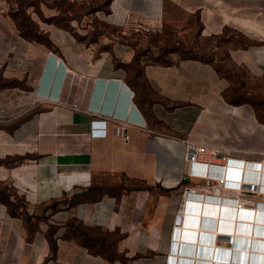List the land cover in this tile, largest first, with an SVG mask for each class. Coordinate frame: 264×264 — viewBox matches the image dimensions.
<instances>
[{
	"label": "crops",
	"instance_id": "1",
	"mask_svg": "<svg viewBox=\"0 0 264 264\" xmlns=\"http://www.w3.org/2000/svg\"><path fill=\"white\" fill-rule=\"evenodd\" d=\"M64 1L93 8L80 14L55 9L44 15L55 21L38 19L51 46L0 29L1 37L26 42L38 59L0 64L1 80L21 84L0 89V264H166L175 255L174 230L177 240L181 230L187 233L178 243L180 264H241L189 255L198 235L218 233L221 202L215 182L186 176L185 144L215 148L234 162L264 164V117L249 104L226 102L229 83L212 65L178 60L163 66L147 55L132 63L171 3L197 18L199 35L230 31L251 39L254 45L236 50L231 60L264 77V0ZM72 102L80 112L62 105ZM92 119L107 121L106 138L89 137ZM119 123L127 125V142L113 133ZM196 184L203 188H189L199 198L190 203L208 197L213 215H202V206L197 215L184 211L186 188ZM90 194L95 199L85 200ZM184 215L190 223L204 217L214 229L174 223ZM248 218L236 222L232 213L222 223H232L231 234L239 230L240 239H257L243 234L244 224H263L253 221L259 216ZM76 224L88 230L87 243ZM223 245L201 243L212 254ZM249 249L234 250L242 255Z\"/></svg>",
	"mask_w": 264,
	"mask_h": 264
},
{
	"label": "rangeland",
	"instance_id": "2",
	"mask_svg": "<svg viewBox=\"0 0 264 264\" xmlns=\"http://www.w3.org/2000/svg\"><path fill=\"white\" fill-rule=\"evenodd\" d=\"M92 8L93 6L88 5L75 8L64 0H0V29L10 28L14 32L12 34L20 36L12 19L15 18L19 22L22 20L24 23L27 22V25L23 24L22 27L26 34H29L32 30L36 36L41 37V40H46V35L39 31L36 22L40 19L42 22L47 23L49 18L44 17L45 14L55 11V9L60 14H66L67 12L80 14L82 10L85 9L84 11H86ZM164 11V18L158 27V31L148 36L146 43L138 46L136 50L138 55H147L145 59L151 60L160 56L162 52L178 50L179 53L166 55L164 58L178 61L181 52H188V56L194 55L211 59L212 65L219 70V76L229 83L226 95L240 103L248 102L254 108L257 116L264 117V77H258L245 67L234 64L230 57L236 50H241L242 46L246 45L251 39L243 36L242 38L241 35L235 32H227L225 40L224 38H218L219 36H202L199 35V22L193 15L184 13L171 3L165 4ZM63 19L64 17H58V20ZM14 38L16 39L14 35L12 38L0 36V64H38V59L32 58V55L23 47L27 46L26 42L31 44L36 42L21 37L26 42L20 41L23 44L20 46L16 44ZM227 40L231 42L226 44ZM75 226L78 235H89L82 226L77 224Z\"/></svg>",
	"mask_w": 264,
	"mask_h": 264
},
{
	"label": "built area",
	"instance_id": "3",
	"mask_svg": "<svg viewBox=\"0 0 264 264\" xmlns=\"http://www.w3.org/2000/svg\"><path fill=\"white\" fill-rule=\"evenodd\" d=\"M62 105L72 111L80 112V107L74 102ZM126 130L127 125L125 123H119L113 127V133L116 136L123 138L125 142L129 140V136L126 133ZM106 136L107 121L104 119H92L89 124V137L102 139L106 138ZM184 161L188 166L186 174L188 178H200L201 180H204L206 182H215L212 190L218 198L216 200L217 203L224 201L227 202L226 205H224L226 206L225 208L221 207V209H224L225 220L228 218L229 221H231L230 219L232 218V213L233 217L236 213H242L248 217H251L252 215H255V217L259 216L260 218L255 219V222L263 224H244L246 227V231L243 232V234L251 235V237H257V239H240L237 236L241 233L239 230L235 231L234 234H231L233 227L232 223H222L219 221L217 222L218 224L215 228V231L217 230L218 233H210L207 236L200 234L198 235V238L195 239V241L197 242L196 252L195 246L193 251L196 253H193L195 254V257L210 258L213 255L218 260L228 262L235 261L232 259L237 258V262H240L241 264H264V201L256 202L255 200L247 199L248 195L254 198H264V164H245L244 162H234L226 156L221 155L220 152L215 148L196 144L190 141H187L185 144ZM189 188L202 189L203 187L199 184H196L194 186H189L186 188L188 192H185L187 194V201L184 211L192 212L197 215L201 213V209L199 208L202 206L204 208L201 213L202 215H213V212H211L209 205H206V203L210 201L208 197L204 198V200H206V203L201 202V205H198V202L197 204L190 203L192 202L191 200L199 198L194 197V193H192ZM216 210H218V208H216ZM196 215L195 218H191V223L186 222V216H183L181 218L176 216L174 223L177 224L180 221L181 225H184L186 227H206L207 229H214L213 227H208V223H199L200 220L206 221L207 219L204 220V217H200V219L196 218ZM236 225L238 228L241 224ZM176 232L177 231L174 230L172 237L174 239L172 246L173 248H175L176 246V250L172 249V253H174L175 255H169L166 264H176V261L182 260V258L178 256L179 254H181V250L178 249V243L180 246L179 241L183 240V236L187 233L184 230H181V236H178L177 240V237L175 236ZM221 234L225 236H222L223 238H221ZM195 236L197 237V234ZM175 240H177V242H175ZM221 240H223L224 245L227 247H222L223 249H214V254H212L213 251H211L210 253L211 249H204L200 245L201 243H211L214 245L216 242L219 243ZM246 244L251 245L250 249L249 246H246ZM240 247L249 249L252 252H249L247 254L243 253L241 255V253L234 250ZM193 254L189 255L192 256ZM200 254L202 255L200 256ZM238 255H241L240 260H238ZM195 260L196 259H191V261L189 262L193 264ZM206 264H211V262ZM212 264L217 263L212 262Z\"/></svg>",
	"mask_w": 264,
	"mask_h": 264
},
{
	"label": "trees",
	"instance_id": "4",
	"mask_svg": "<svg viewBox=\"0 0 264 264\" xmlns=\"http://www.w3.org/2000/svg\"><path fill=\"white\" fill-rule=\"evenodd\" d=\"M18 31H19V34L22 38L24 39H27V40H30V41H34L38 44H42V45H46V46H51L50 45V42L47 40L44 39V40H41V37L40 36H36L32 30H30V33L29 34H26L22 29L23 27V24L27 25V22L22 20L21 22H19L18 20H16L15 18H12ZM55 20L53 19H49L48 20V23L50 22H53ZM27 27V26H26ZM227 32H230V31H224L223 34L221 36H219L218 38H224L225 40V34H227ZM39 33V32H38ZM151 36V35H150ZM242 37V36H241ZM243 38V37H242ZM227 43L226 44H229L231 41L227 40L226 41ZM254 45L252 42L248 41V43L244 46H242V49H246L250 46ZM179 53L178 50H170V51H165V52H162L160 56H157L156 58H153L151 59L150 61L154 64H159V65H163V66H168V65H171L173 64V61L172 60H167L165 59L164 57L166 55H170V54H177ZM141 56H144V55H138V53L136 52L135 56H134V60H133V63L132 64H139V61H140V57ZM179 60H194V61H198V62H201V63H204V64H208V65H212V60L211 59H205L203 57H197V56H194V55H191V56H188V52H181V56L179 58ZM119 64V63H117ZM213 66V65H212ZM213 68L215 69V71L217 72V74L219 75V70L215 68V66H213ZM221 77V76H220ZM223 78V77H221ZM21 84L16 82V81H4V80H1L0 79V89H3V88H10V87H18L20 86ZM226 92L224 93V99L226 100V102H228L229 104H232V105H240V104H249L248 102H238L236 100H232L228 97V95H226ZM101 189V188H100ZM96 190H99V188H94V191ZM85 200H94L95 197L93 195H88L84 198ZM75 229L77 231V228L75 226ZM79 229V228H78ZM85 229V228H84ZM86 230V229H85ZM88 232V230H86ZM78 233V232H77ZM88 235V234H87ZM80 236V235H79ZM84 241L87 243L89 241V235L88 236H82ZM83 243V242H82Z\"/></svg>",
	"mask_w": 264,
	"mask_h": 264
},
{
	"label": "bare ground",
	"instance_id": "5",
	"mask_svg": "<svg viewBox=\"0 0 264 264\" xmlns=\"http://www.w3.org/2000/svg\"><path fill=\"white\" fill-rule=\"evenodd\" d=\"M224 175H225V172H224ZM225 202V201H224ZM224 202H221L219 205H217V208H218V214H216V217L218 218V222L220 221V222H223L224 220H225V216H224V209H222V211H221V207H226V206H224V205H226ZM201 208V207H200ZM223 213V214H222ZM194 214V213H193ZM185 216V215H184ZM235 221L237 222V221H250L252 218H248V217H245V218H243V220H242V218H239V216H235ZM200 219V218H199ZM233 219H234V217H233ZM254 222H255V218H254V220H253ZM202 222V221H201ZM217 227V226H216ZM212 231V230H211ZM214 233V232H213ZM224 236V235H223ZM188 244V243H187ZM201 245V244H200ZM186 246V245H185ZM203 251V250H202ZM191 254H193V253H191ZM195 255V254H194ZM215 257V256H214ZM201 258V257H200ZM217 259V258H216ZM196 262H198V260L196 261H194L193 262V264H198V263H196ZM176 264H180V261H179V263H178V261H177V263ZM186 264H191V263H189V261L186 263Z\"/></svg>",
	"mask_w": 264,
	"mask_h": 264
}]
</instances>
